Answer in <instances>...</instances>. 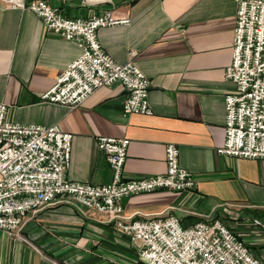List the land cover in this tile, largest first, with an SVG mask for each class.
<instances>
[{
    "label": "crops",
    "instance_id": "0c3cea01",
    "mask_svg": "<svg viewBox=\"0 0 264 264\" xmlns=\"http://www.w3.org/2000/svg\"><path fill=\"white\" fill-rule=\"evenodd\" d=\"M62 14L104 9L128 24L99 28L97 40L117 63L135 52L148 79L149 113L123 114L124 87L100 86L78 106L40 100L80 53L28 10L0 4V103L10 121L55 125L72 134L68 179L106 184L111 171L99 136L126 138L123 179L160 174L164 145L193 173L189 191L154 190L121 199L122 214L174 215L182 226L220 214L264 262V160L217 153L225 139V79L232 56L235 0H47ZM21 238L0 229V264H138L136 248L107 216L56 198L24 215ZM254 220L259 223L255 224Z\"/></svg>",
    "mask_w": 264,
    "mask_h": 264
},
{
    "label": "built area",
    "instance_id": "2783aa9c",
    "mask_svg": "<svg viewBox=\"0 0 264 264\" xmlns=\"http://www.w3.org/2000/svg\"><path fill=\"white\" fill-rule=\"evenodd\" d=\"M232 56L225 79L233 85L224 96L225 139L217 153L264 160V0H235ZM3 7L28 10L40 18L46 31L71 41L80 49L39 98L72 108L93 90L112 83L126 90L122 113H149L148 79L135 64V52L127 51L117 63L102 50L96 31L128 24L104 9L87 17L67 16L47 0H0ZM0 103V229L21 238L24 215L62 198L107 216L114 229L136 248L138 264H264L219 215L182 226L174 215L122 214L121 199L154 190L189 191L196 180L179 163L176 144L164 145L162 173L123 179L128 140L99 136L97 148L111 171L106 184L66 178L72 134L55 125L10 121ZM258 224V220H254Z\"/></svg>",
    "mask_w": 264,
    "mask_h": 264
},
{
    "label": "rangeland",
    "instance_id": "374dc122",
    "mask_svg": "<svg viewBox=\"0 0 264 264\" xmlns=\"http://www.w3.org/2000/svg\"><path fill=\"white\" fill-rule=\"evenodd\" d=\"M84 1H87V2H95L96 3V0H84Z\"/></svg>",
    "mask_w": 264,
    "mask_h": 264
}]
</instances>
